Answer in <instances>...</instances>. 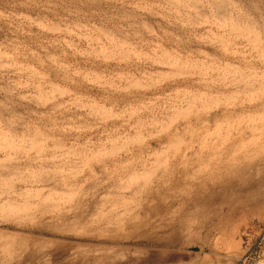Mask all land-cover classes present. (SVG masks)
Wrapping results in <instances>:
<instances>
[{
	"label": "rangeland",
	"instance_id": "rangeland-1",
	"mask_svg": "<svg viewBox=\"0 0 264 264\" xmlns=\"http://www.w3.org/2000/svg\"><path fill=\"white\" fill-rule=\"evenodd\" d=\"M263 42L264 0H0V264H264Z\"/></svg>",
	"mask_w": 264,
	"mask_h": 264
},
{
	"label": "bare ground",
	"instance_id": "bare-ground-1",
	"mask_svg": "<svg viewBox=\"0 0 264 264\" xmlns=\"http://www.w3.org/2000/svg\"><path fill=\"white\" fill-rule=\"evenodd\" d=\"M251 33H252V31H251ZM252 35H253V34H252ZM255 35H256V34H255ZM251 37L253 38L254 35L251 36ZM259 37H260V36H259ZM252 38H250V39H251V42H252V40H253ZM262 39H263V38H262ZM260 41H261V40H260ZM262 41H263V40H262ZM251 42L249 41V43H251ZM253 42H255V43H253V44H256V40H254ZM259 44H261V43H259ZM263 44H264V42H263ZM251 46H252V48L255 50V46H254V47H253V45H251ZM251 46H249V47H251ZM258 47H259V49L262 48V47H260V46H257L256 48H258ZM250 50H251V52H252V49H250ZM254 50H253V51H254ZM257 50H258V49H257ZM257 50H256V52L259 53V51H257ZM262 50L264 51V47H263ZM248 52H249V51H248ZM256 55H257V53H256ZM251 57H253V56H251ZM255 57H256V56H254V58H255ZM256 58H257V57H256ZM258 58H259V57H258ZM261 58H263V57H261ZM261 58H260V59H261ZM248 59H250V58H248ZM252 59H253V58H252ZM255 60H256V59H255ZM252 61H253V60H252ZM260 61H261V60H260ZM260 61H259V62H260ZM253 62H254V61H253ZM263 62H264V61H263ZM253 64H254V63H253ZM261 64H262V63H261ZM262 65H263V64H262ZM258 66H259V65H258ZM260 66H261V65H260ZM260 66H259V67H260ZM252 67H253V66H252ZM259 69H260V68H259ZM253 75H254L253 77H255L256 74H253ZM259 77H260V76H258L257 78H259ZM251 84H252V83H251ZM249 85H250V84H248V86H249ZM255 85H256V84H255ZM251 86H252V85H250V87H251ZM250 87H249V88H250ZM252 87H253V86H252ZM252 87H251V88H252ZM255 88H256V87H255ZM248 90H249V89H248ZM251 91H252V90H251ZM248 92H250V91H248ZM138 160H139V159H138ZM156 160H157V159H156ZM156 160L154 161V163H156ZM161 164H163V162H162ZM164 164H165V163H164ZM164 164H163V165H164ZM166 164H167V163H166ZM159 166H160V165H159ZM166 167H168V166H166ZM154 170H155V169H154ZM152 171H153V170H151V172H152ZM160 171H161V170H160ZM133 173H134V172H133ZM132 176H133V175H132ZM134 176H135V175H134ZM147 184H148V183H147ZM124 186H125V185H124ZM144 186H145V185H144ZM122 189H123V188H122ZM122 189H121V191H122ZM119 190H120V189H119ZM125 190H126V189H125ZM134 190H135V189H134ZM144 191H145V190H144ZM132 193H133V192H132ZM132 195H133V194H132ZM136 195H137V194H136ZM143 195H145V194H143ZM128 196H129V195H128ZM130 196H131V195H130ZM133 196H135V195H133ZM136 197H137V196H136ZM138 197H139V196H138ZM131 198H132V197H131ZM131 198H130V199H131ZM125 199H126V198H125ZM128 199H129V198H128ZM123 200H124V199H123ZM135 201H136V199H135ZM138 203H140V202H138ZM123 204H124V203H123ZM132 204H133V203H132ZM139 207H140V206H139ZM126 211H127V210H126ZM131 211H132V210H131ZM125 214H126V213H125ZM144 215H145V214H144ZM119 216H120V215H119ZM139 216H140V215H139ZM119 218H120V217H119ZM115 219H116V218H115ZM117 220H118V218H117ZM139 220H140V219H139ZM120 223H121V222H120ZM109 224H110V222H109ZM117 224H118V223H117ZM121 224H122V223H121ZM140 226H141V225H140ZM140 226H139V227H140ZM139 227H137V228H139ZM144 227H145V226H144ZM118 228H119V227H118ZM125 230H126V229H125ZM138 230H139V229H138ZM145 230H146V229H145ZM151 230H152V229H151ZM142 231H143V230H142ZM143 232H144V231H143ZM145 232H146V231H145ZM151 232H152V231H151ZM119 233H120V232H119ZM124 233H125V232H124ZM121 234H122V233H121ZM139 234H140V233H139ZM146 234H148V233H146ZM134 237H135V236H134ZM137 237H138V236H137ZM147 237H148V235H147ZM149 237H150V236H149ZM129 238H130V237H129ZM144 238H146V237H144ZM152 238H153V237H152ZM120 239H121V238H120ZM135 239H136V237H135ZM155 239H156V237H155ZM133 240H134V239H133ZM151 240H154V239H151ZM138 241H139V240H138ZM143 241H145V240H143ZM147 242H149V240H148ZM144 243H145V242H144ZM155 243H156V242H155ZM110 245H111V244H110ZM138 245H139V244H138ZM145 245H146V244H145ZM118 246H119V245H118ZM151 246H152V245H151ZM125 247H126V246H125ZM119 248H120V247H119ZM145 248H146V247H145ZM155 248H156V247H155ZM155 248H154V249H155ZM152 249H153V248H152ZM127 250H128V248H127ZM136 259H137V258H136ZM153 260H154V259H153ZM122 263H123V262H122Z\"/></svg>",
	"mask_w": 264,
	"mask_h": 264
}]
</instances>
